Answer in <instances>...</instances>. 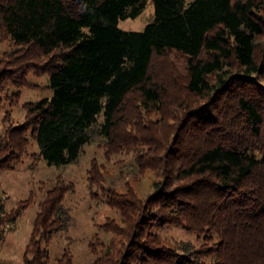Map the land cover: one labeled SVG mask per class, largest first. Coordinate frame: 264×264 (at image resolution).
<instances>
[{
  "label": "trees",
  "instance_id": "16d2710c",
  "mask_svg": "<svg viewBox=\"0 0 264 264\" xmlns=\"http://www.w3.org/2000/svg\"><path fill=\"white\" fill-rule=\"evenodd\" d=\"M152 2L145 29L125 31L119 21L140 16L148 0H0V42L13 48L0 50V94L10 83L27 86L31 72L48 74L54 91L27 103L26 120L0 133V174L22 162L30 136L38 155L60 166L104 135L111 147L134 146L138 170L157 165L162 177L146 198L105 187L125 226L100 227L127 241L118 249L115 240L101 242L93 264H264V0ZM174 51L186 58L182 82L163 62ZM179 81L180 93L194 99L175 104L185 109L184 126L163 139ZM151 111L159 125L143 120ZM96 168L91 190L103 182ZM72 189L57 181L39 202L24 264L73 263L68 247L50 254L73 223L64 203ZM171 226L196 233L201 244L166 243L159 230ZM90 247L97 253L94 240Z\"/></svg>",
  "mask_w": 264,
  "mask_h": 264
},
{
  "label": "rangeland",
  "instance_id": "374dc122",
  "mask_svg": "<svg viewBox=\"0 0 264 264\" xmlns=\"http://www.w3.org/2000/svg\"><path fill=\"white\" fill-rule=\"evenodd\" d=\"M193 0H186L190 3ZM155 9L152 0H148L147 7L137 18L119 21V27L125 31H143L147 24L154 19ZM259 44L264 45V34L258 38ZM260 47V46H259ZM9 42H0V50H11ZM260 64L263 66L262 79L264 80V53L261 55ZM168 69L177 71L180 81L186 75V58L178 52H170L163 59ZM174 82L175 96H179L171 103L169 113L164 116L165 123L160 131L161 138L169 139L170 134L184 126L185 109L179 110L175 105L188 93H180L181 82ZM48 74L31 72L27 76V86L10 83L0 94V133L9 124H21L26 120L25 105L43 98L53 96V88L49 86ZM179 83V84H178ZM194 99L189 97L188 101ZM196 99V98H195ZM187 108V107H186ZM172 111L179 113L177 116ZM143 120L159 118V112H143ZM103 122V115L98 116V123ZM159 125V123H155ZM167 132V133H166ZM38 146L30 136L27 154L14 170L4 171L0 174V264H24L23 257L26 246L30 240L34 227V220L39 210V202L46 193L53 188L57 181H64L72 186L64 199V203L71 209L73 215L72 225L65 231L57 234L50 246L51 258L62 254L68 247L73 255L72 264H93L97 256L103 251L101 242L109 244L115 240L116 249L125 244L127 238L121 233H115L100 227L107 220L125 226L121 213L106 201L105 187L112 186L120 193L132 190L140 197L146 198L154 192V182L161 179L162 170L153 168L138 170L134 165L137 158L134 146L126 148L111 147V142L104 135L94 134L93 140L86 144L78 160L68 165H49L38 155ZM159 152V151H158ZM162 152V151H160ZM137 160V159H136ZM96 164V171L101 180L91 190L89 187V172ZM29 200L28 208L16 219L12 215L18 207ZM20 205V206H19ZM161 238L170 245L182 241H191L200 245L201 240L197 234L183 227H166L159 230ZM95 235V236H94ZM3 238V239H1ZM93 238V239H92ZM94 240L97 253L92 252L90 241Z\"/></svg>",
  "mask_w": 264,
  "mask_h": 264
}]
</instances>
